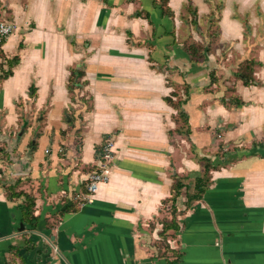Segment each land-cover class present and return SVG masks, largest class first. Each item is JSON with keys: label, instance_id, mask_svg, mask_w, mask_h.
Wrapping results in <instances>:
<instances>
[{"label": "crops", "instance_id": "1", "mask_svg": "<svg viewBox=\"0 0 264 264\" xmlns=\"http://www.w3.org/2000/svg\"><path fill=\"white\" fill-rule=\"evenodd\" d=\"M0 1L17 26L3 46L0 75L12 56L19 58L10 75L0 76V136L15 139L22 131L14 155L30 150L29 171L16 175L0 142V264H165L175 257L168 264H264V158L249 144L264 141V39H254L257 23L248 20L246 36L229 11L264 13V0H215L222 2L215 42L228 48L226 62L245 53L240 61L262 63L251 86L234 75L236 58L230 66L220 60L222 49L208 47L200 61L184 49L203 43L199 26L215 1L169 0L173 18L161 17L152 0ZM189 4L197 26L182 14ZM221 66L239 108L215 99ZM209 68L221 78L211 85ZM72 69L83 72L75 99ZM186 85L188 125L179 127L164 98L175 92L174 100L183 99ZM217 120L225 127L218 140L240 137L243 148L224 156L232 161L210 172L207 191L186 209V192L203 171L200 158L217 156V142L203 129ZM106 137L114 151L109 179L91 203L78 205ZM174 175L185 184L174 202L179 229L167 231L172 251L161 255L158 232L170 218ZM19 192L34 199L36 219L22 221ZM65 206L76 209L61 211Z\"/></svg>", "mask_w": 264, "mask_h": 264}, {"label": "trees", "instance_id": "2", "mask_svg": "<svg viewBox=\"0 0 264 264\" xmlns=\"http://www.w3.org/2000/svg\"><path fill=\"white\" fill-rule=\"evenodd\" d=\"M169 0H152L153 8L158 10L161 17L167 16L169 18H173V11L168 6ZM210 1V0H208ZM188 11L191 15V23L197 26V15L196 11L191 8V6H188ZM219 9V7L217 8ZM140 15V14H138ZM145 18L149 19V13L145 11L144 13ZM170 33H172L170 31ZM173 34V33H172ZM21 46V44H19ZM184 49L186 53L190 56V59L194 61H200L204 57V51H207L208 46L206 47L203 44H196V43H190L188 45H184ZM19 62V58L17 55L13 56L10 61H7V64L9 63L10 67L17 64ZM260 65V62L255 61L252 58H244L241 61L237 63V70L235 72V75L238 79H240L245 86H251V85H257L258 82L255 80L253 73H254V66ZM11 69L9 68L7 71L3 72L2 76L7 77L11 74ZM214 74L210 72V79L214 81ZM83 76V72L81 70L72 69L69 75L68 79V90L72 93V99H75L74 95L78 94L80 87L82 86L83 82L80 81L81 77ZM30 95H34V88L33 86L30 87ZM176 96L175 92H172L170 96H167L164 98V100L172 106L177 111V118H181L183 121V125H188V116L186 111L183 108V105L188 101L189 99V90L188 86H185L184 89V98L183 99H176L174 100L172 97ZM84 103V102H83ZM232 103H234L236 106H239L242 104V101L237 98L232 99ZM85 104V103H84ZM86 105V104H85ZM89 108V105H87ZM86 106V108H87ZM186 133H190L189 128H186ZM102 144L95 148V152L97 155H100L101 153ZM258 149L264 158V141L263 142H253L252 147ZM239 151V150H238ZM246 151V150H244ZM237 152V149L235 150ZM225 158L224 157H217V159L210 160L209 158L203 157L201 158V162H203V171L201 175L195 178L193 183V188L191 192H186V200L184 202L186 209H188L194 201L199 200L204 193L207 191L209 185H210V172L212 170H217L221 166H223ZM232 160H227L226 162H231ZM225 164V163H224ZM174 182L172 184V192L171 196L168 198V201L170 202L169 205V215L170 218L168 220H163L161 223V230L158 232L159 235L162 237L161 240V246L158 250L159 254L166 255L168 251L170 250V244L168 242V237L173 236L172 233H167L168 230L177 231L179 229L178 224L176 222V207L174 205L176 197L181 193V189L185 186V184L182 181L181 177H178L174 175ZM8 195H11V193H8ZM18 195H24L25 202L23 206L24 210V217L22 221L25 220H34L36 217L34 216V199L23 192H19ZM167 201V200H166ZM76 208H72L69 206H65L61 211H74ZM177 257L173 258L171 261H166L165 264L171 263L173 261H176Z\"/></svg>", "mask_w": 264, "mask_h": 264}, {"label": "rangeland", "instance_id": "3", "mask_svg": "<svg viewBox=\"0 0 264 264\" xmlns=\"http://www.w3.org/2000/svg\"><path fill=\"white\" fill-rule=\"evenodd\" d=\"M212 1H215V0H212ZM228 2L230 4V0H228ZM2 5H3V2L0 1V15L2 14L4 17L8 18L9 15L7 14L6 8L4 6H2ZM189 6H190V4H189ZM214 6H215L214 7V10L211 11V13L208 15V18L199 26L200 27V30L203 31L202 32L203 33V43L202 44L205 45L206 47L208 46L211 49H214V48L222 49L221 50V54H220V57H221L220 60L223 58L224 61H225V63L226 64H229V66H230L231 61L234 60L236 57L234 59H230L228 61V63H227L226 62V60H228L227 59V56H226L227 53L224 52V51L226 49H228V48L215 42L216 39H217V35H218V23L217 22H218V19H219L220 9H222L221 8L222 7V2H216L215 1V5ZM218 7H219V9H217ZM187 8H185L182 11V14L184 16L185 15L186 16L187 15L188 16L190 15V12L188 11ZM230 10L233 12V16L234 17H238L243 22L244 27L246 29V36H248L247 32L250 31V27H249L248 22H247V20H248V21L257 23V27H258V30L257 31L258 32H257L256 38H254V39H256V40L261 39V41H262V39H264V29H263V27H264V13L262 12L261 8H258V7L257 8H254L251 14L249 13V11H248V13H241L240 14V13H238V11L236 10L235 7L234 8H231V5H230L229 11ZM179 15H181V14H179ZM190 23H191V15H190ZM261 30H263V31H261ZM191 43H195V42H191ZM188 44H190V42H187L186 43V45H188ZM252 45H253V42L248 43V46H252ZM206 50H208V49H206ZM251 52H253V50ZM244 54L245 53H241L239 56H237V58L235 59V61L237 60L236 61V65H237V62L240 61V58H242V57L245 56ZM10 59L8 61H10ZM252 59H254V57ZM220 60L219 59H216V61H218V63H217L218 65H220V64L222 65V62ZM15 65H13L12 67H14ZM260 65L262 66V63L261 62H260ZM260 65H255L254 66V72H255V69H256L255 67H259ZM12 67H10V65L8 63V65L6 66L5 70H8L9 68L12 69ZM221 68L224 70V73L221 76V78H222V82H221L222 88L218 91L219 93L217 95H215V99H218L220 101L219 103H221L222 105H226V107H231V106L232 107H238L234 103H232V99L234 98V95H230V91H229V90H233L231 88L232 85L230 83H228L230 81L229 78H231V77L229 75H225V73L228 74V71L226 69H224V67L221 66ZM207 70L210 71V72H212L214 74L213 75L214 76V79L213 80L216 83L221 79L220 77L216 76V70L215 69H212L211 70L209 68ZM0 76H2V75H0ZM253 76H254V73H253ZM214 81H212V79L209 78L210 85ZM225 85L227 86L226 89L224 88ZM221 91H224L223 92V95H221ZM239 107H241V106L239 105ZM205 110H206L205 111L206 114L208 115L209 112H210V107L209 108H206L205 107ZM178 119H179V127L180 126H184V125H182L183 124L182 119L181 118H178ZM222 123L223 122L220 121V120H217V121H209L206 125H204V128H203V129L206 128L207 131H208V133L211 132V134H212V137H211L212 140L215 141V142H217L216 145L218 147V149H217L218 151H217V156L216 157H221V158L224 157L228 152H231L232 150H236V148H241L242 149L243 147H240V146H243L242 141H244L243 138H240V137L236 139V142L235 143H232V141H229V142H226V144H225L224 142L219 141L218 139L220 138L222 131L225 129V127L222 125ZM182 133H184V136H183L184 138H187L188 137V134L186 133V130L182 131ZM254 140L255 139L251 140L249 142V144L252 145L253 142H256ZM235 146H237V147H235ZM228 147H229V150H228ZM223 148H226V149L225 150H222ZM221 150L223 151L222 153L220 152ZM206 154H208V153H206ZM201 158H203V156ZM201 158H200V161H201ZM206 158H209L210 159V157H207V156H206ZM202 165H203V162H202Z\"/></svg>", "mask_w": 264, "mask_h": 264}, {"label": "built area", "instance_id": "4", "mask_svg": "<svg viewBox=\"0 0 264 264\" xmlns=\"http://www.w3.org/2000/svg\"><path fill=\"white\" fill-rule=\"evenodd\" d=\"M16 28L17 26L14 21L4 17L2 14L0 15V56L5 42ZM112 145L111 139L106 137L102 143L97 168L89 174L83 190L75 197L78 205L91 203L98 185L108 181L114 154Z\"/></svg>", "mask_w": 264, "mask_h": 264}, {"label": "water", "instance_id": "5", "mask_svg": "<svg viewBox=\"0 0 264 264\" xmlns=\"http://www.w3.org/2000/svg\"><path fill=\"white\" fill-rule=\"evenodd\" d=\"M21 134L22 131L16 135L15 139H12L8 134L0 136V142L4 143L6 146L4 153L7 155L8 163H10L8 165V169L12 170V172L16 175L25 174L29 171L28 156L30 154V150H28L23 157L14 155ZM20 228H23L22 224H20Z\"/></svg>", "mask_w": 264, "mask_h": 264}]
</instances>
